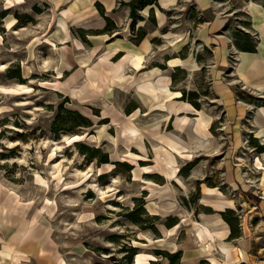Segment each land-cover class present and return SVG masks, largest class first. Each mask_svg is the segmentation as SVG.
I'll list each match as a JSON object with an SVG mask.
<instances>
[{
	"label": "rangeland",
	"instance_id": "obj_1",
	"mask_svg": "<svg viewBox=\"0 0 264 264\" xmlns=\"http://www.w3.org/2000/svg\"><path fill=\"white\" fill-rule=\"evenodd\" d=\"M48 1L0 4V264L264 260V95L234 53L209 63L198 34L213 20L231 51L254 46L264 0H179L161 27L147 0H118L109 20ZM175 26L179 48L160 37Z\"/></svg>",
	"mask_w": 264,
	"mask_h": 264
},
{
	"label": "crops",
	"instance_id": "obj_2",
	"mask_svg": "<svg viewBox=\"0 0 264 264\" xmlns=\"http://www.w3.org/2000/svg\"><path fill=\"white\" fill-rule=\"evenodd\" d=\"M49 1H52V2H49ZM49 1H48V3L59 4L64 9L78 11V10H86L88 8L94 7L97 12H99V9H97L98 7L96 8L97 2H100L102 4V8L105 11V15H108L107 14L108 11H112L113 13H115L118 10V0H49ZM163 1H165V2H163ZM178 1L179 0H157V4L149 5L150 9H152V8L154 9V7H157L159 10V14H157V18L159 20V22H158L159 27L163 26L164 23L166 21H168L167 20L168 16H167L166 12L169 11L170 9H176V7L178 5ZM204 1L205 2H203L201 4L199 2V0H196V4H197V6H199V10L202 11V13H205V11L210 9V5L207 2V0H204ZM1 3H3V0H0V4ZM261 13L262 14H260V16H263V17L261 18V20L257 24V27L255 28L257 30L256 31L257 40H256V43L254 45L253 50H246V49H238L237 48V50H235L234 52L231 51L230 45L223 43L222 42L223 39L219 36V34H220L219 33V25H220L219 22H216L213 20L202 25L199 29L200 31L198 32V34H199V40H201L203 42V47H209L213 52L212 57L209 58V63H212V65L215 63H218L217 68L219 67L220 69L226 68V65H227L226 60L229 59L230 53H234L235 58H236L235 76L239 79V81L243 85H245V86L253 89L254 91L258 92L259 95H261V94L264 95V14H263V12H261ZM116 25H117V28L114 31H116V30H118V28L122 27L118 23ZM176 27L177 26L172 27L171 31L169 29L167 31L162 30L160 37L163 39L172 37V41H174L173 45L175 44L179 48V47L185 45L186 43H189L190 37L189 36L186 37L184 35L185 33H183L184 31H182V33L175 31ZM189 28H190V26L187 28V32L189 31ZM170 32H171V34L173 33L172 36L168 35ZM117 34H119V36H122L120 31H117ZM180 35H183V37L179 38ZM187 35H189V34H187ZM113 37H114V39L119 38L116 35L114 36V34H113ZM115 41L116 40H112L111 43H115ZM143 41H141V43H139V45H136L130 41V43H132V45H134V47L139 48V50H135L134 52H139V53L145 55L146 50L144 48ZM211 45H213L215 47L211 48ZM176 59H179L181 61L180 62L181 64H178V65H182L184 60H187L188 57H186V56L185 57H172V58H170L169 61L176 60ZM187 61H189V60H187ZM170 65L173 66L174 64H172L170 62ZM240 68H241V71L246 73V75L248 76V80L243 79V77L240 75V72H239ZM216 70H218V69H216ZM219 82L215 83V84H217V83L219 84V88L225 86V84L222 83V81H219ZM220 89H222V88H220ZM176 90H179V89H176ZM223 90L226 91L227 89L223 88ZM228 91L229 92H226V94H225L226 99H227L226 101L229 105H231L233 102L234 94L230 89H228ZM233 105H235V104L233 103ZM234 111L236 112V110H234ZM235 117H237V116L235 115ZM254 122H255V125L257 127V130L262 131V129H260V128L261 127L264 128V118L258 116V107H256V110L254 113ZM261 136H264V134H262ZM263 197H264V195H263ZM246 241H247L246 239L243 240L244 244L242 246L245 245L244 248H246V246L248 245ZM242 250L244 251L245 249H242ZM246 255L247 254H244L243 256L242 255L241 256L246 257ZM231 257H234L233 260H235L234 253H232ZM260 260L261 261H258L256 264H264V260H262V259H260ZM246 264H249V262H246Z\"/></svg>",
	"mask_w": 264,
	"mask_h": 264
},
{
	"label": "bare ground",
	"instance_id": "obj_3",
	"mask_svg": "<svg viewBox=\"0 0 264 264\" xmlns=\"http://www.w3.org/2000/svg\"><path fill=\"white\" fill-rule=\"evenodd\" d=\"M14 1V0H13ZM17 2H23V0H17ZM163 2H165V1H163ZM10 21H12V19L10 20ZM10 21H8V22H10ZM14 21V20H13ZM9 24V23H8ZM11 24V23H10ZM8 27V26H7ZM149 45H150V42L149 41H145V43H144V48H145V50H148V48H149ZM112 49H118V50H120L118 47H114V48H112ZM131 51V50H130ZM134 52V51H133ZM144 55L143 54H141V53H139V52H134V62H135V64H134V66L136 65L137 67H139L141 64H142V61H143V57ZM177 63L179 64L180 63V60L178 59L177 60ZM174 94H176V95H179V94H181V91H179V90H177V91H174V90H169V95L170 96H173ZM198 110V109H197ZM263 111H264V108H263ZM207 127V126H206ZM222 217V216H221ZM224 220V219H223ZM219 221H221V219H219ZM222 222V221H221ZM220 222V223H221ZM175 226V225H174ZM229 226V225H228ZM248 226V225H247ZM173 229V228H172ZM171 229V231H173ZM221 229V228H220ZM219 229V230H220ZM230 229V228H229ZM169 230V229H168ZM221 231V230H220ZM226 232H229V230H226ZM225 232V233H226ZM170 233V232H169ZM209 235V234H208ZM220 235H222V234H220ZM227 236H228V234H226ZM215 237V236H214ZM221 238V237H220ZM222 239V238H221ZM225 242V241H224ZM226 244V243H225ZM206 249L208 248V251L209 250H212L213 248H214V244H213V242L212 241H210V240H207L206 242H204L203 244H202ZM229 245V244H228ZM232 246V248H235L236 247V245H231ZM233 250V249H232ZM227 252L228 253H230V251L229 250H227ZM203 253V252H202ZM240 253H241V255L243 254V252L242 251H240ZM206 257V256H205ZM209 258V257H208ZM234 257H231V259H233ZM135 261L137 262V263H141L142 262V260H141V258H140V255H137L136 256V258H135ZM210 262H211V264H218L217 263V260H216V258H215V256H210Z\"/></svg>",
	"mask_w": 264,
	"mask_h": 264
},
{
	"label": "trees",
	"instance_id": "obj_4",
	"mask_svg": "<svg viewBox=\"0 0 264 264\" xmlns=\"http://www.w3.org/2000/svg\"><path fill=\"white\" fill-rule=\"evenodd\" d=\"M157 3V0H147L146 2H144L142 5H141V7H144V6H147V5H154V4H156ZM97 6H99V10H100V12H101V14H104L105 13V11H104V9L102 8V4L100 3V2H97ZM101 8V9H100ZM137 9V7H133L132 8V12H131V15H130V17L132 18V22H131V27L133 28V26H135V23L137 22V17H136V10ZM104 16H105V18L107 19V20H109V19H111V17L110 16H108V15H105L104 14ZM113 19V18H112ZM108 25H109V23H107V25H106V27H105V29L106 28H108ZM117 28V25H114L113 26V28L111 29L112 31H114L115 29ZM146 32H143L140 36H139V38L138 39H135L136 40V42L137 43H140L143 39H144V37L146 36ZM243 49H246V50H253L254 49V46H252V47H246V48H243ZM184 95L185 94H183V97H184ZM233 234V231H231L230 232V235H232Z\"/></svg>",
	"mask_w": 264,
	"mask_h": 264
}]
</instances>
